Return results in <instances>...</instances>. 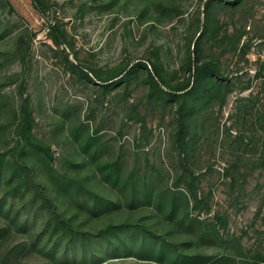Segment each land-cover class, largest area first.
Returning <instances> with one entry per match:
<instances>
[{
	"label": "rangeland",
	"instance_id": "obj_1",
	"mask_svg": "<svg viewBox=\"0 0 264 264\" xmlns=\"http://www.w3.org/2000/svg\"><path fill=\"white\" fill-rule=\"evenodd\" d=\"M260 255L264 0H0V264Z\"/></svg>",
	"mask_w": 264,
	"mask_h": 264
},
{
	"label": "trees",
	"instance_id": "obj_2",
	"mask_svg": "<svg viewBox=\"0 0 264 264\" xmlns=\"http://www.w3.org/2000/svg\"><path fill=\"white\" fill-rule=\"evenodd\" d=\"M37 1L40 2V0H37ZM50 30L52 31V33L54 35V39L56 40V42L62 43L63 42V37H64L63 36V31L59 27H57L55 25H50ZM152 67H153L152 69L154 71V75L152 74V72H150V73L152 74L151 76L153 77V79H155V76L156 77H161V72L159 70L158 64L154 63L152 65ZM132 70H133V68L128 70V71L131 72ZM127 73L129 74V72H127ZM98 79L101 80L102 82H104L105 86H108V83L112 82L114 77L113 78L103 79V78L98 76ZM195 88H196V86L194 84L192 86L190 84H183L181 86H178L177 88H175L171 92L172 95L175 96L178 99L177 114H178L180 122H181L180 123L181 124L180 127H183L182 120H183V117H184V114H185V109H186L188 100L191 97L192 93L194 92ZM262 263H264V255L258 256L257 264H262Z\"/></svg>",
	"mask_w": 264,
	"mask_h": 264
}]
</instances>
